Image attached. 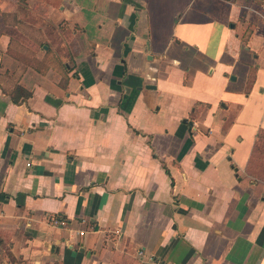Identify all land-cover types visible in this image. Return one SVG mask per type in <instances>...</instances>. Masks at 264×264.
Returning <instances> with one entry per match:
<instances>
[{
    "label": "crops",
    "instance_id": "1",
    "mask_svg": "<svg viewBox=\"0 0 264 264\" xmlns=\"http://www.w3.org/2000/svg\"><path fill=\"white\" fill-rule=\"evenodd\" d=\"M0 264H264V0L0 2Z\"/></svg>",
    "mask_w": 264,
    "mask_h": 264
},
{
    "label": "trees",
    "instance_id": "2",
    "mask_svg": "<svg viewBox=\"0 0 264 264\" xmlns=\"http://www.w3.org/2000/svg\"><path fill=\"white\" fill-rule=\"evenodd\" d=\"M18 94V95H16ZM15 94V97H13V102L15 104L20 103V99L22 98L23 100L27 99L29 97V93L26 92L24 89L21 87H18L17 92Z\"/></svg>",
    "mask_w": 264,
    "mask_h": 264
},
{
    "label": "built area",
    "instance_id": "3",
    "mask_svg": "<svg viewBox=\"0 0 264 264\" xmlns=\"http://www.w3.org/2000/svg\"><path fill=\"white\" fill-rule=\"evenodd\" d=\"M53 224L57 225V226H60V225H64V222H62L61 220H59L57 218H54Z\"/></svg>",
    "mask_w": 264,
    "mask_h": 264
},
{
    "label": "rangeland",
    "instance_id": "4",
    "mask_svg": "<svg viewBox=\"0 0 264 264\" xmlns=\"http://www.w3.org/2000/svg\"><path fill=\"white\" fill-rule=\"evenodd\" d=\"M14 0H0V2H3V3H13Z\"/></svg>",
    "mask_w": 264,
    "mask_h": 264
}]
</instances>
